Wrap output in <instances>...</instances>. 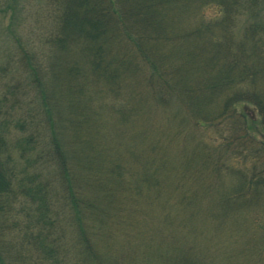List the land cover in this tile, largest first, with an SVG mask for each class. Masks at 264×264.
I'll return each mask as SVG.
<instances>
[{
  "label": "trees",
  "instance_id": "1",
  "mask_svg": "<svg viewBox=\"0 0 264 264\" xmlns=\"http://www.w3.org/2000/svg\"><path fill=\"white\" fill-rule=\"evenodd\" d=\"M56 1L55 32L49 39L54 52H51L47 70L59 84L49 88L46 83L45 95L53 107L48 111L54 130L49 149L56 159L55 180L60 184V191L64 189L62 192L65 191L74 211V219L71 214L68 222L77 226L79 242L88 253L83 264H123L124 260L128 261L124 264L226 262L227 257L218 252L215 256L213 253L202 255L201 247L189 238L197 237L192 230L195 227L176 229L167 235L162 233L156 236L157 241L146 243L147 246L139 243L138 253L135 251L137 255L133 254L132 258L112 254L114 257L108 260L95 253L87 236L89 232L84 229L104 228L107 218L106 226L111 229L109 223L113 222V217L102 204L110 206V210L128 201L161 204L168 181L164 171H172L173 165L163 157L154 167L148 148L154 151L155 145L144 146L150 141V130L133 133L130 128L135 124L134 119L139 122L147 114L145 95L135 90L142 84L166 86L170 95L182 100L195 114L200 125L227 121L231 125L229 131L233 129L232 121L226 119L232 118L239 130L247 134L237 139L231 135L219 137L221 146L214 152L207 148L197 153L198 144L192 149L198 164L184 154L179 165L182 168L177 181L179 188H184L183 182L191 179L190 176L202 184L205 166L213 168L210 173L215 177L224 172L236 177L230 191L216 192L217 206L209 210L218 225L231 220L232 229L243 226L240 207L245 210L253 203L257 206L263 202L264 173L247 176L245 170L244 173L235 171L233 166L220 169L214 162L218 153L237 155L234 160L242 164L246 161L242 156L245 150L256 159L264 153V18L261 17L264 6L257 0ZM210 3L219 8L220 15L205 20L202 9ZM244 7L251 12L252 19L257 17L258 21L246 26L243 36L235 43L234 22L238 10ZM193 18H198L197 25H192ZM147 66L151 71L148 77L144 74ZM135 75H139L138 78ZM105 99L112 102L104 103ZM248 108L253 115H247ZM187 117L180 118L174 133L181 135ZM106 124H110L111 133L106 131ZM59 127L71 131L72 139L59 140L61 131L55 132ZM112 142L117 144L112 146ZM9 148L7 135L0 132V220L8 223L12 216L24 214V208L28 213L21 224L18 221L12 226L0 223V264H5L4 260H8V264H46L44 260L64 264L70 251L62 236L60 239L51 237V229H57L60 213L54 216L55 211L48 205L51 199L42 185L33 179L27 181L23 173L16 172L14 164L10 163ZM211 185L206 186L207 193ZM84 187L96 195L91 204ZM196 194L197 191L181 196L179 203L182 207L189 206ZM35 204L39 205L33 209ZM174 220L167 219L168 224L174 222L172 227H179ZM128 225L132 228L133 222ZM13 226L21 229V233L14 237L16 240L6 243L3 231ZM136 226L142 227L139 223ZM260 229L263 233L256 235L248 249L262 260L264 226ZM112 232L108 231L106 237ZM221 255L225 257H218Z\"/></svg>",
  "mask_w": 264,
  "mask_h": 264
},
{
  "label": "rangeland",
  "instance_id": "2",
  "mask_svg": "<svg viewBox=\"0 0 264 264\" xmlns=\"http://www.w3.org/2000/svg\"><path fill=\"white\" fill-rule=\"evenodd\" d=\"M257 1L258 4L264 6V0ZM56 3V0H0V132L7 135L8 147L10 146L8 149L10 163L14 164L16 172L21 173V175L23 173L28 178L27 181L33 179L32 181H37L38 184L42 185L51 199L48 205L55 211L54 216L58 217L57 215L60 213L58 226L55 227L57 229H51V237L60 239L62 236L70 251V255L64 260V264H83L88 253L79 242L80 233L77 226L74 222H68L69 215L72 214V220L74 219V211L66 198L65 191L62 192L64 189L60 191V184L55 180V175L58 174L56 159L50 155L49 149V142L54 139V130L50 126L48 111L50 107H53L51 100L47 98L45 93L47 94L48 87L55 85L56 88L59 84L47 70L51 63L50 57L54 52L50 49L49 39L55 32ZM237 14L239 16L237 15L233 29L235 34L233 41L235 43H238L243 36L246 26L254 24L255 20L258 21L257 17L252 19L251 12L245 7L239 9ZM261 17L264 18V12ZM197 20L198 18H193L192 25H197ZM149 73H151L150 67L147 66L144 74L148 77ZM138 76L135 75L136 78ZM135 90L138 93H144V105L148 115L146 114L139 122L134 119L135 124L131 125L130 128L133 129V133L140 129L150 130V141L147 140L144 146L155 145L154 151L148 148L150 151L148 155L155 163L154 167L157 166V161L164 157L171 161L173 170L164 171V178L168 181L165 182V192H162L163 198L161 197L162 201L159 205L156 202L145 200L136 203L128 201L121 206L120 204L114 206L115 210H110V206L102 204L103 207L109 209V211L107 210L109 216L112 215L113 217L111 220L113 222L109 223L111 229H109L108 224L106 226L109 218L106 219L104 228L84 229L89 232L87 236L95 253L102 254L107 260L113 258V255L118 257L128 255L129 258H132L133 254L138 253L136 246H139V243L147 246L146 243L152 244L157 241L156 236H160L162 233L167 235L176 229L185 230L189 227H195L192 230L197 233V237L189 236V238L191 237L192 243L201 247L202 255L209 256L213 253L215 256V252L224 254L228 260L224 263L221 260L219 261L220 264H264V259H259L254 251L251 252L248 249L255 242L256 235L260 236L263 233V229L260 228L264 226V198H262L263 202L261 201L257 206H254L253 203L249 206L251 208L248 207L245 210V207H240L243 209V213L240 215L243 226L232 229L231 220L218 225L212 218L213 215H210L209 210L215 209L217 206L218 194L216 192L220 189L230 191L236 184V177H233L229 172H224L215 177L213 173H210L213 168L210 167V169L205 166L202 168V179L205 176L202 184L195 182L192 176H190L191 179L184 180L183 189L179 188L181 186L177 183L182 172V168L179 167L183 159L182 156L184 154L190 155L188 158L191 157L197 163L196 152L193 154L192 149L198 144L197 153L208 149L214 152L221 146L222 140L219 137L223 139L224 135H231L232 138L237 139L238 137L245 138L247 134L239 130V125H236V121H233L232 118L226 120L232 121L234 130L228 131V127L231 125L227 121H223L221 124L214 122L209 125H200L201 123L194 117L195 114L190 112L182 100L170 95L166 86L157 87L156 85L155 87V85L142 84L137 86ZM111 100L105 99L104 103L110 104ZM55 105H57L56 102ZM247 113L248 116L253 115L249 108ZM185 115H188L185 119L186 128L181 131V135H177L174 133L177 131V123ZM107 118H109V114ZM172 125H174V130ZM56 131H61L59 140L69 141L72 139L71 131L61 130V127L57 128ZM106 131L112 132L110 124L109 126L106 124ZM111 140L118 141L117 139ZM116 144L112 142V146ZM235 156L237 155L230 157L229 154L221 155L218 153L216 155L217 162L214 164L220 169H228L229 166H233L235 171L242 172L245 170L247 176L250 173L257 176L264 173V153L256 159L252 157L253 154L245 150V153L242 154L246 160L244 164L235 161L233 158ZM72 160L76 163L75 159ZM220 160L223 162H219ZM74 170L77 171L76 168ZM208 184H212L210 193L205 191ZM172 187L174 189L170 193ZM84 189V194L91 204L96 195L86 191L85 187ZM181 190L182 192H180ZM196 191V199L189 206L182 207L179 203L181 196L195 194ZM150 203L152 204L150 205ZM38 205L35 204L33 209H36ZM24 209V214L18 213L9 218L8 223L2 220L0 223H5L7 226L8 224L12 226L16 221L20 224L23 223L26 218L25 213H28V210ZM51 216L53 215L51 214ZM174 218L175 224L179 227H172L174 222L168 224L167 219ZM86 220L88 226V219ZM130 222H133L132 228L128 225ZM137 223L142 227H137ZM181 223L183 225H180ZM61 227L62 229H58ZM99 227H101L100 224ZM9 228L3 231L6 243H10V240H16L14 237H18V232L21 233V229H16L15 226ZM108 231L113 232L106 237ZM152 236H155L156 239ZM261 245L260 242L259 247ZM222 255L218 257H225ZM35 258L36 254L33 259ZM44 261L46 264H53ZM4 262L8 264V260H4ZM126 262L128 261L124 260L123 264Z\"/></svg>",
  "mask_w": 264,
  "mask_h": 264
},
{
  "label": "clouds",
  "instance_id": "3",
  "mask_svg": "<svg viewBox=\"0 0 264 264\" xmlns=\"http://www.w3.org/2000/svg\"><path fill=\"white\" fill-rule=\"evenodd\" d=\"M202 14L205 20H211L220 15V10L214 3H210L202 9Z\"/></svg>",
  "mask_w": 264,
  "mask_h": 264
}]
</instances>
